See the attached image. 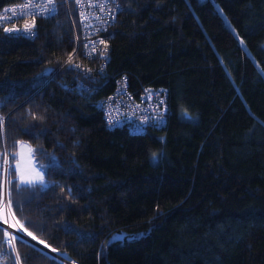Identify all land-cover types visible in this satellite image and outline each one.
Masks as SVG:
<instances>
[{"label":"trees","instance_id":"obj_1","mask_svg":"<svg viewBox=\"0 0 264 264\" xmlns=\"http://www.w3.org/2000/svg\"><path fill=\"white\" fill-rule=\"evenodd\" d=\"M24 1L0 0V197L57 256L0 227V264H264V0H120L93 35L105 57L77 44L74 0L6 34ZM122 78L136 99L167 89L164 125L107 126ZM23 143L48 185L34 199L4 170Z\"/></svg>","mask_w":264,"mask_h":264},{"label":"built area","instance_id":"obj_2","mask_svg":"<svg viewBox=\"0 0 264 264\" xmlns=\"http://www.w3.org/2000/svg\"><path fill=\"white\" fill-rule=\"evenodd\" d=\"M55 8L58 9L57 0H53ZM30 7L25 8V4ZM47 0H25L23 4L5 9L1 17L7 21L9 25L5 26V33L14 36H33L35 27L30 31L24 30V25H18L20 17L31 12L38 17H48L44 5ZM76 14L79 19L80 29L83 34V41L80 45L83 52L88 56L100 53L101 56L107 55V47H102L99 41L102 39L93 37L97 32H106L107 29L116 22L119 12L122 10V3L120 0H74ZM68 4V0H66ZM103 5V11L100 6ZM51 7V5H49ZM14 12V14H12ZM23 13V14H22ZM99 17V19H97ZM114 17V19H113ZM32 25L31 23H28ZM106 29V30H103ZM99 30V31H98ZM90 36V37H89ZM104 41V40H103ZM95 42V50L93 51V43ZM98 51V52H97ZM91 53V54H89ZM76 66L82 69L81 62L78 61ZM84 68V67H83ZM104 68L102 65L99 71ZM87 75L92 72L84 71ZM167 89L166 88H146L141 97L136 99L134 94L128 89L125 78L117 80L116 90L111 96L99 102L100 106L106 107L105 117L107 126H115L121 122H137L139 124L138 130L150 126H162L165 124L167 114ZM162 102V103H161Z\"/></svg>","mask_w":264,"mask_h":264},{"label":"snow or ice","instance_id":"obj_3","mask_svg":"<svg viewBox=\"0 0 264 264\" xmlns=\"http://www.w3.org/2000/svg\"><path fill=\"white\" fill-rule=\"evenodd\" d=\"M49 5H51V7H49ZM24 7L28 8V7H30V5L26 3L24 5ZM103 7H104L103 5L100 6L101 11H103ZM44 9H45V11H47L49 16H51L52 14H54L57 11V9L55 8L53 0H47V3L44 5ZM97 19H99V17H97ZM113 19H114V17H113ZM33 27H34V22L32 25L25 24L24 30L30 31V29ZM103 30H106V29H103ZM32 34L34 35L35 33H32ZM99 43L103 44L104 41L101 40V41H99ZM94 50H95V42L93 43V51ZM89 54H91V53H89ZM69 60H71V58H69ZM182 116L184 118H188L186 113H182ZM21 147H25V146L21 145ZM33 152H34V150H32L29 147L28 158H29L30 163H31V160L33 157ZM7 155H8L7 152H5L4 166H6V167L4 168V170L6 172H8L9 174H13V175L16 173H19V175L17 176V180H16V183L18 185V191H20L22 189H27L29 191H33L32 199H34L35 198V192H34L35 189L38 188L41 191H45L48 188V185L45 183V178H44V174H43L44 166H39V167L32 166L30 174L26 175L24 172V169L20 163H17L15 165H10L8 163ZM17 155H20V154H14L13 159H16ZM21 159H23L22 156H21ZM56 163H57V161L53 157L52 158V164L50 166H55ZM28 203H31V200H29ZM11 207H12V200H11L10 195L8 196L6 202L4 201V199L2 197H0V212L7 211L8 215L14 216V213H12L10 211ZM16 207H17V209H19L21 207L19 202H17ZM0 218H2V217H0ZM4 222L6 223L7 221L5 220ZM0 227H2V225H0ZM20 228L23 229V225H20ZM18 231H20V229H18ZM24 233H27L28 236H31L33 240L37 239V237L34 236L31 232H28L27 229H23V231L20 232L19 237H17L15 234H10V238L7 240V245L9 247H12L14 240H16V239L23 240L24 239ZM5 234L9 235L7 233V230H5ZM125 239H131V237H127L125 233H117V234L113 235V238L111 241H109V243H115V242L123 241ZM39 243L44 244L45 242L41 240V241H39ZM33 247L35 248L36 246H33ZM45 247H48V246L45 245ZM52 251H56V250L52 249ZM5 254H10V253H5ZM45 255L47 256V254H45ZM61 255H65V254H61ZM52 259L56 260L58 258L52 257ZM18 261H19V253L17 252L16 256L13 257V264H17Z\"/></svg>","mask_w":264,"mask_h":264},{"label":"rangeland","instance_id":"obj_4","mask_svg":"<svg viewBox=\"0 0 264 264\" xmlns=\"http://www.w3.org/2000/svg\"><path fill=\"white\" fill-rule=\"evenodd\" d=\"M22 145H24L25 147H21V146L19 147V153L18 154H20V155H18L17 163H20L22 165V167L24 169V172L27 175V174H30L32 166H37V165H36L35 160H34L33 157H32L31 163L29 162V158H28L29 146H28V144L23 143ZM21 156L23 157V159H21ZM37 167H39V166H37ZM18 175H19V173H17V176ZM4 201L6 202L7 199H5ZM0 217H2V218H0L1 222L5 223L4 221L5 220L7 221L5 224L9 228L7 230L9 236H10V234H15V235L19 236L17 233H20V232L23 231V229L20 228V225L14 219L13 215H8L7 211L0 212ZM18 229H20V231H18ZM24 237H26L28 239H31L32 241H35V240L32 239L31 236H28L27 233H24ZM35 242L39 243L37 241H35ZM40 245L43 246V244H40ZM66 264H69V263H66Z\"/></svg>","mask_w":264,"mask_h":264},{"label":"water","instance_id":"obj_5","mask_svg":"<svg viewBox=\"0 0 264 264\" xmlns=\"http://www.w3.org/2000/svg\"><path fill=\"white\" fill-rule=\"evenodd\" d=\"M5 199H6V198H5ZM0 225H2V227L6 228L7 230L9 229V228L6 226V224L3 223V222H1V221H0ZM17 234L20 235V233H17ZM24 239L27 240L28 242L34 244L35 246H37V247L40 248L41 250H43V251H45V252H48V253H50V254H53V255L57 256V255L54 254V253H51V252H49V251H46V250L42 249L41 247H39V246H38L34 241H32L31 239H28V238H26V237H24ZM65 262H66V263H69V264H73V263L70 262L69 260H66Z\"/></svg>","mask_w":264,"mask_h":264},{"label":"bare ground","instance_id":"obj_6","mask_svg":"<svg viewBox=\"0 0 264 264\" xmlns=\"http://www.w3.org/2000/svg\"><path fill=\"white\" fill-rule=\"evenodd\" d=\"M35 242V241H34ZM36 243V242H35ZM37 244V243H36ZM39 247H41L42 249H44V250H46V251H49V250H47V249H45V248H43L42 246H40L39 244H37ZM49 252H51V253H54V252H52V251H49ZM55 254V253H54Z\"/></svg>","mask_w":264,"mask_h":264},{"label":"crops","instance_id":"obj_7","mask_svg":"<svg viewBox=\"0 0 264 264\" xmlns=\"http://www.w3.org/2000/svg\"><path fill=\"white\" fill-rule=\"evenodd\" d=\"M21 145H22V144H21ZM21 145H20V146H21Z\"/></svg>","mask_w":264,"mask_h":264}]
</instances>
